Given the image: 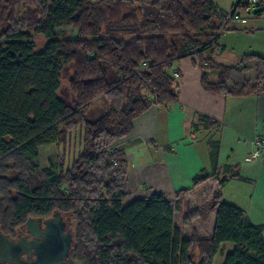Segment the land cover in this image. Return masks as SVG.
<instances>
[{
  "label": "trees",
  "instance_id": "16d2710c",
  "mask_svg": "<svg viewBox=\"0 0 264 264\" xmlns=\"http://www.w3.org/2000/svg\"><path fill=\"white\" fill-rule=\"evenodd\" d=\"M35 3L36 15L0 41V231L12 234L28 217L70 212L76 264H211L225 241L235 246L222 264H264V225L222 200L226 179L216 173L198 172L171 199L153 193L122 205L127 165L116 141L152 104L176 99V60L191 56L208 92L264 91V56L245 53L235 65L213 58L223 49L226 12L211 0ZM62 27L75 37H59ZM64 69L67 98L59 95ZM101 97L107 108L88 119ZM199 124L215 121L201 115ZM46 144L61 150L58 161L49 157L40 166L38 149ZM208 145L215 169L218 141Z\"/></svg>",
  "mask_w": 264,
  "mask_h": 264
},
{
  "label": "crops",
  "instance_id": "0c3cea01",
  "mask_svg": "<svg viewBox=\"0 0 264 264\" xmlns=\"http://www.w3.org/2000/svg\"><path fill=\"white\" fill-rule=\"evenodd\" d=\"M211 1L223 10L224 4L231 6L234 0ZM241 18L233 20L232 28L251 36L248 51L229 52L235 59L230 65L245 53L264 56V7L259 14ZM222 48L213 58L227 47ZM172 69L176 99L152 104L134 119L130 133L116 141L126 158L125 195L136 199L160 193L171 199L177 190L190 187L198 172L216 173L226 179L222 200L241 208L250 222L264 225V156L247 159L251 141L264 136V91L245 96L208 92L201 86V71L191 56L176 60ZM201 115L215 125L194 127ZM209 139L218 141L215 169Z\"/></svg>",
  "mask_w": 264,
  "mask_h": 264
},
{
  "label": "rangeland",
  "instance_id": "374dc122",
  "mask_svg": "<svg viewBox=\"0 0 264 264\" xmlns=\"http://www.w3.org/2000/svg\"><path fill=\"white\" fill-rule=\"evenodd\" d=\"M236 0L233 1V3ZM232 3V5H233ZM224 4L223 11L229 12L231 6H226ZM38 7L35 3V0H0V41L4 33L18 28H21L25 25V21L27 20L26 17L32 16V14L36 15L35 12L37 11ZM33 15V16H34ZM243 20L238 19L236 21ZM235 24V21L230 20L226 25H224V29L220 31V35L218 38V43L220 45H225L226 51L219 52L214 56V60L216 62L222 64H234L235 59L229 52L236 53H243L248 51L246 44H248V40L251 36H248L239 28H232ZM58 36L59 37H70L74 38L76 35V31L73 30L71 27H62L58 29ZM33 39L38 44L41 40V37L33 35ZM248 39V40H247ZM234 47L233 51H230L231 48ZM241 51V52H240ZM69 69H64L61 73V84L59 88V95L67 98L66 95V77L68 76ZM216 71L210 70L208 72V77L210 80L216 79ZM107 108L105 100L101 97L96 99L91 106L89 107L88 111L86 112V117L88 119H95L99 114H101ZM79 129L75 132L74 137L72 139L73 145H77L79 143ZM59 147L55 144H46L42 145L38 149V162L40 166H47L49 157L52 158L54 162L58 161V154L60 153ZM13 174L10 173V176ZM134 198L131 195H125L122 199V205L125 206ZM63 217L67 218L68 226L70 227L71 231L75 228V219L72 213H63ZM23 225V224H22ZM21 225L17 226L16 229L20 228ZM235 244L230 241H225L220 243L219 249L215 256L213 257L211 264H222L225 256L227 253L231 252L234 248ZM198 257L195 258V263H198ZM1 264V263H0Z\"/></svg>",
  "mask_w": 264,
  "mask_h": 264
},
{
  "label": "water",
  "instance_id": "95a60500",
  "mask_svg": "<svg viewBox=\"0 0 264 264\" xmlns=\"http://www.w3.org/2000/svg\"><path fill=\"white\" fill-rule=\"evenodd\" d=\"M63 215V213L55 211L45 218L42 231L37 230L39 217H28L25 220L28 232L42 237L39 242L26 241L24 237L14 241L0 231V263L60 264L63 258L69 256L67 259L69 264H75L76 262L71 257L73 232L63 233ZM24 253L29 257L26 260L21 258ZM31 255H34V259L31 258Z\"/></svg>",
  "mask_w": 264,
  "mask_h": 264
},
{
  "label": "built area",
  "instance_id": "2783aa9c",
  "mask_svg": "<svg viewBox=\"0 0 264 264\" xmlns=\"http://www.w3.org/2000/svg\"><path fill=\"white\" fill-rule=\"evenodd\" d=\"M264 6V0H236L229 12L222 18L223 25L230 20H238L246 15H255ZM252 150L248 160L253 157L264 156V136H260L251 141Z\"/></svg>",
  "mask_w": 264,
  "mask_h": 264
},
{
  "label": "flooded vegetation",
  "instance_id": "af4514ba",
  "mask_svg": "<svg viewBox=\"0 0 264 264\" xmlns=\"http://www.w3.org/2000/svg\"><path fill=\"white\" fill-rule=\"evenodd\" d=\"M47 217H39L40 219H39V222L37 223V230L42 231L44 229V221H45V218H47ZM63 220H64V225H63L62 231L65 234L67 232H70L71 229L68 226V221L66 219H64V218H63ZM5 234L10 239H13L14 241H17V240L21 239V237L26 238V241L33 240V241L39 242L42 239V237L40 235H32L30 232H28L27 226L25 225V222L23 223V225L20 226V228H18V229L15 228V230H14V232L12 234L11 233H5ZM31 251H32V249H31ZM21 258L24 259V260H26L29 257L27 256V254L24 253V254L21 255ZM31 258L34 259V255H31ZM68 258H69V256L63 258L61 260V263L60 264H69V262L67 260ZM1 264H12V263H1Z\"/></svg>",
  "mask_w": 264,
  "mask_h": 264
}]
</instances>
